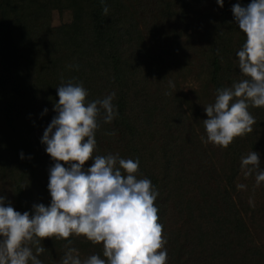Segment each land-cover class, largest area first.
I'll return each mask as SVG.
<instances>
[{
    "label": "trees",
    "instance_id": "1",
    "mask_svg": "<svg viewBox=\"0 0 264 264\" xmlns=\"http://www.w3.org/2000/svg\"><path fill=\"white\" fill-rule=\"evenodd\" d=\"M250 2L224 0L221 7L217 0H0L5 206L34 215V205L51 204L55 161L42 137L57 115L63 76L64 82H82L89 102L115 92L118 115L104 123L101 111L94 155L139 159L137 179H150L159 192L155 205L167 264H264V182L257 186L255 173L246 177L241 167V157L255 151L264 169V107L249 108L253 131L226 149L205 142L203 123L216 90L246 78L236 56L246 34L232 8ZM54 13H68L69 21L52 26ZM69 239H43L46 250L38 259L60 264L69 248L81 260L106 259L102 244Z\"/></svg>",
    "mask_w": 264,
    "mask_h": 264
},
{
    "label": "clouds",
    "instance_id": "2",
    "mask_svg": "<svg viewBox=\"0 0 264 264\" xmlns=\"http://www.w3.org/2000/svg\"><path fill=\"white\" fill-rule=\"evenodd\" d=\"M217 3L223 7L224 0ZM232 12L246 34L236 53L246 78L218 88L215 102L205 107L208 118L203 121L205 142L225 149L253 131L256 120L249 108L264 107V0H251L247 6L237 3ZM103 13H109L106 4ZM169 86L175 87L171 81ZM57 95V115L42 137L46 152L55 161L49 170L51 204L34 205V215L21 214L10 204L5 206L0 197V264H42L38 256L46 250L41 246L43 239L56 237L70 244L73 235L102 244L106 259L92 255L81 260L77 249L69 248L60 264H167V239L155 205L159 192L150 179H137L139 159H124L119 153L94 155L101 111L104 123L118 115L112 103L115 92L89 102L82 82H64L61 76ZM89 160L94 162L85 170ZM260 164L258 152L241 157L245 176L255 173L257 186L264 182Z\"/></svg>",
    "mask_w": 264,
    "mask_h": 264
},
{
    "label": "rangeland",
    "instance_id": "3",
    "mask_svg": "<svg viewBox=\"0 0 264 264\" xmlns=\"http://www.w3.org/2000/svg\"><path fill=\"white\" fill-rule=\"evenodd\" d=\"M69 21V14L63 13L62 15L58 16L57 14H53L51 17V25L56 26L59 23Z\"/></svg>",
    "mask_w": 264,
    "mask_h": 264
}]
</instances>
